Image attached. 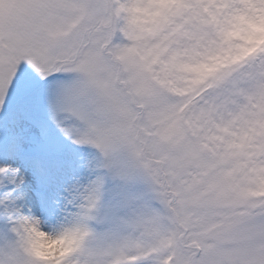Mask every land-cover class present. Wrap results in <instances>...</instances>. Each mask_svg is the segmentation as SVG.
Masks as SVG:
<instances>
[{"label":"snow or ice","instance_id":"6c2138e0","mask_svg":"<svg viewBox=\"0 0 264 264\" xmlns=\"http://www.w3.org/2000/svg\"><path fill=\"white\" fill-rule=\"evenodd\" d=\"M0 264H264V0H0Z\"/></svg>","mask_w":264,"mask_h":264}]
</instances>
